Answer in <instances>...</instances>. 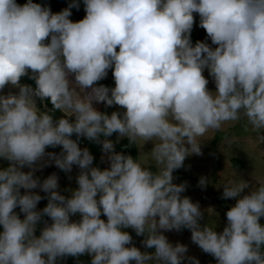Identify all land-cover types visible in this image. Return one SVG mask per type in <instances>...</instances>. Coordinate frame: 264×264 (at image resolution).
Segmentation results:
<instances>
[{"label": "clouds", "instance_id": "clouds-1", "mask_svg": "<svg viewBox=\"0 0 264 264\" xmlns=\"http://www.w3.org/2000/svg\"><path fill=\"white\" fill-rule=\"evenodd\" d=\"M83 5L84 18L73 22L78 0L56 13L33 0H0V93L6 85L18 89L0 94V159L9 162L0 169V264H57L85 253L90 264H200L186 255L187 245L163 234L182 229L217 264H264V182L223 185L222 198L236 202L220 232L216 223H200L199 202L181 195L186 182L173 183L185 158L201 154L199 138L209 130L243 117L264 140V0ZM194 13L215 47L193 45ZM109 69L115 86H97ZM29 70L34 88L20 83ZM101 102L124 111L101 112L94 107ZM55 112L63 115L55 119ZM113 133L129 144L151 142L155 171L113 151ZM81 137L110 153L107 168L92 166L93 155L78 146ZM57 146L58 154L46 152ZM50 163L65 172L78 166V187L66 189L69 196L57 191L55 173L42 182L35 176ZM208 183L203 176L198 182ZM37 188L47 194L42 210ZM76 214L78 221L71 219ZM45 216L51 223L43 220L37 236ZM129 228L154 251L134 246Z\"/></svg>", "mask_w": 264, "mask_h": 264}, {"label": "rangeland", "instance_id": "rangeland-1", "mask_svg": "<svg viewBox=\"0 0 264 264\" xmlns=\"http://www.w3.org/2000/svg\"><path fill=\"white\" fill-rule=\"evenodd\" d=\"M34 1V0H33ZM20 5L26 3V0H16ZM72 0H52L50 3H44L42 5H47L50 7L53 13L59 12L62 9L68 7ZM80 7L79 9L72 8V15L69 17L73 22L79 21L84 18L85 11L83 0H78ZM193 32L195 33L197 41L207 42L211 45L210 38L207 37L206 31L199 27V16L194 13V25ZM193 45L195 44L194 41ZM215 47V45H211ZM118 50V49H117ZM204 76L209 80L207 85L208 89L215 91V83L212 77L208 75L207 70L204 71ZM29 75L21 77L20 83L31 85L35 87V83ZM104 85L109 88L115 86L114 78L112 76V70H108L107 76L96 82V85ZM8 92L17 93L18 89L11 85H6L3 93ZM38 106L41 109H51L46 101L40 102L37 100ZM46 105V108H45ZM99 111L111 114L113 111H124L118 105L105 106L103 102L99 104L94 103ZM42 109V110H43ZM63 115V113L55 112L54 118L58 119ZM74 119V118H70ZM261 135H264V130H261ZM259 132L252 129L251 125L247 123L245 118H241L237 121H229L222 125L220 130H209L199 139L202 141L201 154L200 155H190L185 158L184 164L181 168L174 170L173 183L187 184L186 191L182 193V196H188L193 202H199L200 209L204 213V219L200 221L203 225L208 222L210 225L215 226L216 231L220 232L226 225V211L234 206L236 200L235 198H222L223 185L229 181L237 180L239 178L248 181L250 183L256 184L258 182H264V140L258 139ZM118 133H113L112 136L108 137L109 140L113 142V149L117 143H119L123 138L117 139ZM73 139L76 138L75 134L72 136ZM79 147L88 148L90 153L93 155V165L95 167H100L101 169L107 168L109 166L107 156L110 153H105L102 150V144H97L93 141L87 140V143H81L79 140ZM152 143L147 142L143 144V141L137 142L138 149V160L142 159L145 166H155L153 158L147 154L151 151ZM100 149V150H99ZM58 151L55 148L48 147L46 152ZM240 159L244 163V167H236L232 163V159ZM47 159V157H45ZM43 161H41L42 163ZM9 162L0 159V169L6 168ZM30 169L27 167L23 168V171L27 172ZM55 173L58 177V189L62 195L66 197L70 195V191L66 189H75L78 187L76 183V177L79 174V168L73 165L71 172H65L59 168L55 167L54 163H50L48 166L35 172V176L39 177L42 182L49 175ZM209 178V183L206 187L201 188L198 184L201 177ZM74 177V179H71ZM71 181V182H70ZM70 182V183H69ZM22 193L24 190H21ZM32 191L37 192L42 197H45L37 204V210H42L47 204V194L43 193L39 188L33 189ZM247 191V190H246ZM15 211L23 218V213L19 212V208ZM79 214L71 217L72 220L78 221ZM102 219L106 220L105 216H101ZM43 220H48L51 223L50 218L43 217L42 221L37 224L36 235H39L40 228L43 227ZM260 223L264 224V217L260 219ZM132 236V244L138 247L142 252H152L154 249L146 248L142 241L143 236H137L135 231L132 229H125ZM173 245L177 242L187 245L188 251L187 256H192L200 261V264H217L216 259L203 252L196 244L191 241V232L188 229H182L180 231H166L163 233ZM92 257L85 253L84 255L78 257L67 256L57 261V264H90ZM134 264V262H132ZM186 264V262H184Z\"/></svg>", "mask_w": 264, "mask_h": 264}, {"label": "trees", "instance_id": "trees-1", "mask_svg": "<svg viewBox=\"0 0 264 264\" xmlns=\"http://www.w3.org/2000/svg\"><path fill=\"white\" fill-rule=\"evenodd\" d=\"M52 0H34V3H50ZM191 40L196 42V36L195 33L193 32V30L191 31ZM31 75V72H30ZM35 83V82H34ZM47 104L49 106H52L48 101H46ZM43 109V108H42ZM46 110V109H43ZM86 138L81 137L80 141H86ZM100 150V149H99ZM113 151L115 152H122L124 154H128V155H132L134 157V159H138V149H137V143L135 144H129V141L127 140V138H123L119 143H117L113 149ZM232 163L236 166V167H240L243 168L244 167V163L240 160V159H232ZM149 168H151L153 171H155V166H147Z\"/></svg>", "mask_w": 264, "mask_h": 264}, {"label": "crops", "instance_id": "crops-1", "mask_svg": "<svg viewBox=\"0 0 264 264\" xmlns=\"http://www.w3.org/2000/svg\"><path fill=\"white\" fill-rule=\"evenodd\" d=\"M55 149H57L58 151H56V153L58 154L60 151H61V149H62V146H57ZM56 167V166H55ZM57 168V167H56ZM71 179H74V177H72ZM71 182V181H70ZM69 182V183H70Z\"/></svg>", "mask_w": 264, "mask_h": 264}, {"label": "built area", "instance_id": "built-area-1", "mask_svg": "<svg viewBox=\"0 0 264 264\" xmlns=\"http://www.w3.org/2000/svg\"><path fill=\"white\" fill-rule=\"evenodd\" d=\"M82 142H83L84 144L86 143V141H81V143H82Z\"/></svg>", "mask_w": 264, "mask_h": 264}]
</instances>
